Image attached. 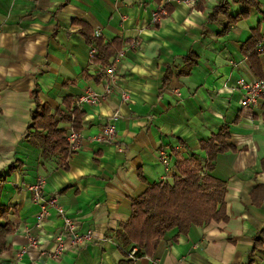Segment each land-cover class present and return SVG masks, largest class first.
Listing matches in <instances>:
<instances>
[{
  "label": "crops",
  "instance_id": "obj_1",
  "mask_svg": "<svg viewBox=\"0 0 264 264\" xmlns=\"http://www.w3.org/2000/svg\"><path fill=\"white\" fill-rule=\"evenodd\" d=\"M220 1L0 0V172L5 175L0 205L15 206L9 214L14 224L7 235L10 248L0 255V264H118L124 258L115 233L130 217L131 199L148 183L170 180L174 152L203 159L199 141L222 125L229 127L232 149L219 153L211 173L226 182L227 220L193 224L186 234L173 228L151 257L132 264H264V241L263 250L251 254L252 238L264 226V200L254 205L250 196L264 184V53L258 57L259 100L241 106L245 95L237 86L240 79L257 78L240 46L254 48L249 36L258 25L264 43V19L251 9L223 31L224 15L206 22ZM258 1L264 12V0ZM161 4L167 14L154 24ZM229 9L231 15L241 11L237 3ZM73 19L86 22L105 41L139 45L125 51L116 65L114 90L102 102L77 101L82 139L63 169L57 157L41 158L40 149L27 141L26 127L35 106L33 89L52 113L63 108L65 96L74 101L88 89L102 90L104 78L96 82L94 77L103 67L91 61ZM189 50L199 56L197 64L187 76L174 75L163 86L165 64ZM122 90L128 101L121 99ZM114 111L119 114L116 140L97 142L93 137ZM58 127L67 133L71 123L60 121ZM162 148L171 155L167 167L158 156ZM37 180L44 182L47 195L57 196L75 230L94 233L92 244L58 257L49 254L62 220L53 210L37 220L38 205L25 189ZM35 238V247L29 246Z\"/></svg>",
  "mask_w": 264,
  "mask_h": 264
},
{
  "label": "trees",
  "instance_id": "obj_2",
  "mask_svg": "<svg viewBox=\"0 0 264 264\" xmlns=\"http://www.w3.org/2000/svg\"><path fill=\"white\" fill-rule=\"evenodd\" d=\"M231 3L240 5L241 11L236 15L230 14ZM197 8H200L199 6ZM251 9L262 14L258 0H222L211 7L206 22H215L219 15L226 18L223 31H226L232 23L248 17ZM73 23L79 24L80 34L88 43L89 48L94 47L97 54L91 59L92 62L104 67L111 62V58L122 46V42L115 38L105 41L101 35L96 36L94 29L86 22L73 19ZM249 41L259 43L260 27L251 31ZM240 52L248 58L251 70L258 79H262V68L258 57L260 52L250 48L248 44L240 46ZM179 60V65L176 64ZM199 56L192 50L185 55H179L172 63L165 64V73L162 77L163 86H168L174 75L187 76ZM84 76L88 75L84 73ZM105 78V71L94 77L96 82ZM35 106L30 113V122L26 127L27 141L37 146L41 151V158L57 157V167L68 168V156L70 144L66 140V130L58 127L60 121H69L73 130L81 131L83 112L77 106V100L65 96L62 99L63 108L51 112L48 102L38 98L36 89L32 90ZM264 109V102L262 103ZM264 115V112H263ZM58 118V119H57ZM230 131L227 125H222L219 131L211 134L207 139L199 141V149L204 152L202 159L191 153L183 158L174 152L175 171L168 177L157 182L148 183L147 188L131 199L130 217L122 223L116 231V241L123 252V258L118 264H132L142 256L151 257L156 251L164 234L173 229H178V234H186L190 226L206 225L210 221H226L225 211L226 182L212 175L214 161L219 153L232 149L230 144ZM260 166L264 170V155L260 160ZM12 170V166L6 168ZM5 175L0 172V182ZM252 203L260 205L264 200V184H257L250 192ZM15 206L0 205V255L9 250L7 235L13 233L14 224L9 218ZM251 254L255 250H263L264 226L253 236ZM135 247V257H127V249ZM251 259L249 258L250 262Z\"/></svg>",
  "mask_w": 264,
  "mask_h": 264
},
{
  "label": "built area",
  "instance_id": "obj_3",
  "mask_svg": "<svg viewBox=\"0 0 264 264\" xmlns=\"http://www.w3.org/2000/svg\"><path fill=\"white\" fill-rule=\"evenodd\" d=\"M193 1V0H189ZM165 5L161 4L157 11L153 14L152 23H157L162 16L166 15ZM95 35H99V31L95 30ZM139 45L138 41L131 40L129 43L122 45L118 51L115 52L111 58V62L104 67L105 78L102 83V90L100 92L88 89L81 95L77 97L78 102H91L100 103L102 100L114 90V84L117 79L116 65L123 58L125 51L130 50V48H136ZM254 49L257 52L264 53V43L259 41L255 44ZM97 54L94 47L89 48V56L91 59ZM237 86L243 90L244 98L241 100V106L247 107L249 104L256 103L261 97L263 89V81L258 78H253L250 80H238ZM120 97L124 101L129 100V94L127 91L122 90ZM119 119V114L117 111L110 113L106 117L105 123L103 124L101 130L93 137L94 140L100 143H111L116 140L117 128L116 122ZM82 139L80 131L73 130L72 126L66 133V140L70 144L69 156L78 149L79 143ZM68 156V157H69ZM158 156H160L164 165L167 167L170 160V152L164 148L158 151ZM68 159V158H67ZM167 174L170 175L168 172ZM168 175V176H169ZM44 182L42 180H37L31 184H27L25 189H27L32 195V201L38 205V211L36 217L38 221L44 220L49 215L50 211L53 210L57 216L62 220V224L54 232V246L50 250V255L53 257H58L64 254L68 250H78L88 244H92L96 238L93 232H80L75 230L74 221L70 216L66 214L64 207L58 202L56 195H47ZM37 239H29V246L35 247ZM135 247H129L127 249V257L136 259L135 257Z\"/></svg>",
  "mask_w": 264,
  "mask_h": 264
}]
</instances>
